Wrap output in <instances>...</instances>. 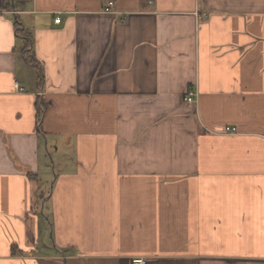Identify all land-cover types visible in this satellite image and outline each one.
<instances>
[{
	"label": "crops",
	"instance_id": "0c3cea01",
	"mask_svg": "<svg viewBox=\"0 0 264 264\" xmlns=\"http://www.w3.org/2000/svg\"><path fill=\"white\" fill-rule=\"evenodd\" d=\"M108 1L0 7V264H264V0Z\"/></svg>",
	"mask_w": 264,
	"mask_h": 264
},
{
	"label": "rangeland",
	"instance_id": "374dc122",
	"mask_svg": "<svg viewBox=\"0 0 264 264\" xmlns=\"http://www.w3.org/2000/svg\"><path fill=\"white\" fill-rule=\"evenodd\" d=\"M29 53H31V49H29ZM33 194L35 197L36 202H41V195L45 191L44 189V184L41 181L38 180H33ZM41 219L45 220L46 217L42 213ZM47 224L43 225L40 230H41V235L39 239V247L40 250L38 251L39 253L43 252H55L57 249L60 250V247L58 246L56 242V236L55 233H53V227L51 226L50 222H47ZM54 232H55V227H54ZM35 252V251H34Z\"/></svg>",
	"mask_w": 264,
	"mask_h": 264
},
{
	"label": "built area",
	"instance_id": "2783aa9c",
	"mask_svg": "<svg viewBox=\"0 0 264 264\" xmlns=\"http://www.w3.org/2000/svg\"><path fill=\"white\" fill-rule=\"evenodd\" d=\"M113 5H114V1L111 0V1H108L106 4H105V10L106 11H110L113 9ZM61 21V18L58 17L56 19V22H60ZM185 100L188 102V103H195L197 101V91L195 89H189L187 91V94L185 96ZM226 131H235L236 128L235 127H226L225 128ZM132 264H146V261L145 259L143 258H136V259H133L132 260Z\"/></svg>",
	"mask_w": 264,
	"mask_h": 264
},
{
	"label": "trees",
	"instance_id": "16d2710c",
	"mask_svg": "<svg viewBox=\"0 0 264 264\" xmlns=\"http://www.w3.org/2000/svg\"><path fill=\"white\" fill-rule=\"evenodd\" d=\"M9 0H0V7H6V8H10L12 7L13 5L11 3H8ZM17 31H20L21 29H19V27H17ZM23 31V30H22ZM25 32L23 31V34ZM32 36V35H31ZM32 44H33V39L31 37H27V40H26V44H25V47H24V50L25 52L28 54L29 53V49H31L32 47ZM27 61L30 62L31 61V56L27 55L26 57ZM44 111H42V114H43ZM43 196H41L42 198Z\"/></svg>",
	"mask_w": 264,
	"mask_h": 264
}]
</instances>
